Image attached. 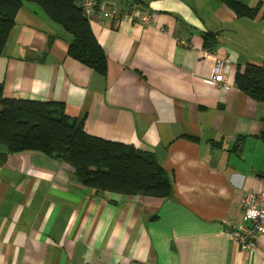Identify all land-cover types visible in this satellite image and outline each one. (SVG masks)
I'll list each match as a JSON object with an SVG mask.
<instances>
[{"label":"crops","instance_id":"obj_1","mask_svg":"<svg viewBox=\"0 0 264 264\" xmlns=\"http://www.w3.org/2000/svg\"><path fill=\"white\" fill-rule=\"evenodd\" d=\"M96 1L142 4L152 20L93 15L106 56L99 74L68 54L60 25L24 3L0 55L4 96L62 102L89 134L154 153L172 194L97 192L62 160L1 155L0 264H264V236L252 250L230 238L243 194L264 190V102L235 82L247 64L264 66V0H241L257 5L251 17L220 0ZM216 55L230 60L229 89L212 81Z\"/></svg>","mask_w":264,"mask_h":264},{"label":"trees","instance_id":"obj_2","mask_svg":"<svg viewBox=\"0 0 264 264\" xmlns=\"http://www.w3.org/2000/svg\"><path fill=\"white\" fill-rule=\"evenodd\" d=\"M237 16H254L258 7L241 0H220ZM26 2L38 5L68 37V54L94 72H106V56L77 0H0V55L4 53L15 17ZM212 49L215 36H204ZM237 86L264 102V66L247 64L235 72ZM1 155L37 152L62 160L74 170L75 180L97 192L169 198L172 180L154 153L133 145L89 134L83 121L69 117L59 101L7 98L0 83Z\"/></svg>","mask_w":264,"mask_h":264},{"label":"built area","instance_id":"obj_3","mask_svg":"<svg viewBox=\"0 0 264 264\" xmlns=\"http://www.w3.org/2000/svg\"><path fill=\"white\" fill-rule=\"evenodd\" d=\"M81 12L90 20L95 13L116 22L128 20L148 25L152 20V13L139 3H134L128 8L119 9L114 5H100L96 0H78ZM181 45H187L185 40H179ZM230 69V60L227 57L216 55L213 65L212 81L224 89L230 88L226 74ZM243 224L235 229L230 238L240 244L242 249L252 250L255 239L264 236V190L259 192L246 191L242 196Z\"/></svg>","mask_w":264,"mask_h":264}]
</instances>
